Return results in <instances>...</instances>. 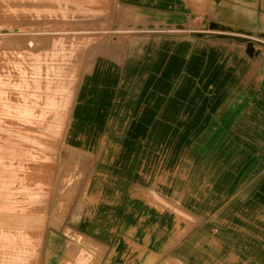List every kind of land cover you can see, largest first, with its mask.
<instances>
[{
    "label": "rangeland",
    "instance_id": "obj_1",
    "mask_svg": "<svg viewBox=\"0 0 264 264\" xmlns=\"http://www.w3.org/2000/svg\"><path fill=\"white\" fill-rule=\"evenodd\" d=\"M0 208V264H264V17L0 0Z\"/></svg>",
    "mask_w": 264,
    "mask_h": 264
},
{
    "label": "crops",
    "instance_id": "obj_2",
    "mask_svg": "<svg viewBox=\"0 0 264 264\" xmlns=\"http://www.w3.org/2000/svg\"><path fill=\"white\" fill-rule=\"evenodd\" d=\"M125 8L145 10L151 15L168 17L175 22L187 23L188 19L200 20L211 16L222 4H241L245 10L264 17V0H120ZM41 227L36 219L15 214L9 209L0 208V232L5 241H0V251L11 255L12 247L18 245L23 253L30 255L37 245ZM23 239L22 243L14 244ZM15 241V242H14ZM21 253V259H23ZM23 255V256H22Z\"/></svg>",
    "mask_w": 264,
    "mask_h": 264
}]
</instances>
